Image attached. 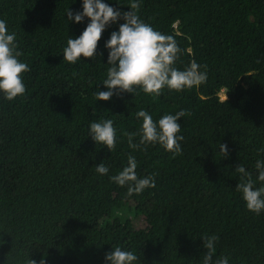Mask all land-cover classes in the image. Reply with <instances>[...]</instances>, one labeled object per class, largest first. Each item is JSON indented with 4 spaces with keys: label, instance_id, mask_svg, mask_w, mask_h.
I'll return each instance as SVG.
<instances>
[{
    "label": "trees",
    "instance_id": "trees-1",
    "mask_svg": "<svg viewBox=\"0 0 264 264\" xmlns=\"http://www.w3.org/2000/svg\"><path fill=\"white\" fill-rule=\"evenodd\" d=\"M121 12L129 0H105ZM81 0H0V18L16 33L25 93L0 96V264H106L120 245L138 264H201V235L218 237L214 256L229 264H264V212L245 207L235 190L241 163L255 179L264 158V0H143L141 20L173 35L181 52L177 68L206 66L207 80L192 89L137 90L97 100L106 90L105 41L123 20L108 26L97 57L70 64L62 50L80 35L88 18L75 23L67 9ZM228 89L225 103L217 93ZM139 108L153 119L185 110L179 118L182 151L160 145L128 146L138 132ZM111 118L112 152L87 136L89 121ZM138 140V136L134 137ZM219 144L227 145L225 156ZM136 156L138 176L155 174L156 186L127 194L126 186L95 172L102 161L115 174ZM142 217L136 229L122 213Z\"/></svg>",
    "mask_w": 264,
    "mask_h": 264
},
{
    "label": "clouds",
    "instance_id": "clouds-1",
    "mask_svg": "<svg viewBox=\"0 0 264 264\" xmlns=\"http://www.w3.org/2000/svg\"><path fill=\"white\" fill-rule=\"evenodd\" d=\"M142 2L143 0H129V10L121 12L105 0H81L82 11L66 10L68 21L79 23L88 18L80 35L75 38L68 36L62 50L63 60L70 64L81 61V57L92 60L96 58L102 32L118 20H123L104 43V48L108 50L107 62L104 63L108 68L106 78L102 80L106 90L98 89L94 93L96 101L109 100L114 94L125 91L134 95L137 90L159 96L165 88L180 92L198 87L207 80L206 66L194 60L182 69L176 67L181 49L175 37L154 29L140 19L138 10ZM21 55L16 33L10 31L7 22L0 18V96L4 99L12 100L25 93L22 73L29 71V66L20 59ZM227 91L228 89H222L217 93L223 103L227 100ZM134 115L141 121V126L138 132L127 133L129 148L145 150L150 145H160L173 154L182 151L184 136L178 120L185 116V110L181 109L174 114L164 113L155 120L144 108H139ZM116 131L111 118L101 117L89 121L87 136L112 152L117 143ZM137 136L138 140L134 139ZM219 152L225 156L228 152L227 145L219 144ZM261 152H264V147L257 149L258 154ZM137 166L136 156L129 152L127 164L115 174L109 175V167L104 161L95 165V172L101 176L108 175L109 181L118 186H126L128 195L141 194L156 186V178L155 174L138 176ZM254 168L255 179L243 164L239 163L235 167L234 171L239 174L235 190L241 194L249 211L260 214L264 212V158L258 156ZM129 219L132 221L131 217ZM200 238L206 249L201 264H229L228 256H214L218 240L215 234L201 235ZM104 259L106 264H138L140 261L134 251L120 245L112 246ZM28 264H36V261L30 259ZM40 264H44V260H40Z\"/></svg>",
    "mask_w": 264,
    "mask_h": 264
},
{
    "label": "rangeland",
    "instance_id": "rangeland-1",
    "mask_svg": "<svg viewBox=\"0 0 264 264\" xmlns=\"http://www.w3.org/2000/svg\"><path fill=\"white\" fill-rule=\"evenodd\" d=\"M122 217L123 218H129V217H131L132 218L133 225H134V227L136 229H139V228H143L144 227V222H143L142 217H136L135 215L129 214V213H122Z\"/></svg>",
    "mask_w": 264,
    "mask_h": 264
},
{
    "label": "built area",
    "instance_id": "built-area-1",
    "mask_svg": "<svg viewBox=\"0 0 264 264\" xmlns=\"http://www.w3.org/2000/svg\"><path fill=\"white\" fill-rule=\"evenodd\" d=\"M223 93V92H222Z\"/></svg>",
    "mask_w": 264,
    "mask_h": 264
}]
</instances>
